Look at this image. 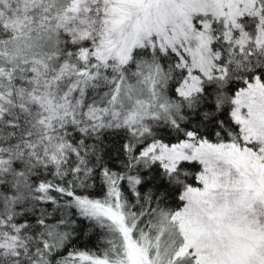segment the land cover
Returning a JSON list of instances; mask_svg holds the SVG:
<instances>
[{"label":"snow or ice","instance_id":"obj_1","mask_svg":"<svg viewBox=\"0 0 264 264\" xmlns=\"http://www.w3.org/2000/svg\"><path fill=\"white\" fill-rule=\"evenodd\" d=\"M0 264H264V0H0Z\"/></svg>","mask_w":264,"mask_h":264}]
</instances>
